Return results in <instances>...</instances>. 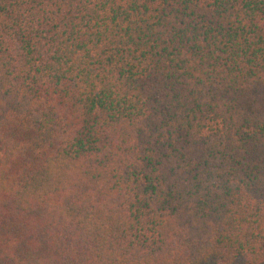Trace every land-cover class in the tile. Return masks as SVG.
Listing matches in <instances>:
<instances>
[{"label":"trees","instance_id":"trees-1","mask_svg":"<svg viewBox=\"0 0 264 264\" xmlns=\"http://www.w3.org/2000/svg\"><path fill=\"white\" fill-rule=\"evenodd\" d=\"M0 264H264V0H0Z\"/></svg>","mask_w":264,"mask_h":264}]
</instances>
